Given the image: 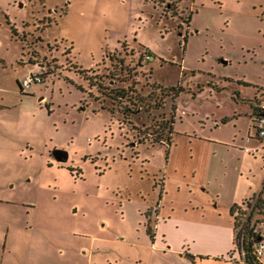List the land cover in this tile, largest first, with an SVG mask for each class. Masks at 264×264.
<instances>
[{
	"label": "rangeland",
	"instance_id": "rangeland-1",
	"mask_svg": "<svg viewBox=\"0 0 264 264\" xmlns=\"http://www.w3.org/2000/svg\"><path fill=\"white\" fill-rule=\"evenodd\" d=\"M253 102L264 0H0V264H190L148 230L163 178L176 206L203 174L223 198L251 185L243 210L264 183Z\"/></svg>",
	"mask_w": 264,
	"mask_h": 264
},
{
	"label": "crops",
	"instance_id": "crops-1",
	"mask_svg": "<svg viewBox=\"0 0 264 264\" xmlns=\"http://www.w3.org/2000/svg\"><path fill=\"white\" fill-rule=\"evenodd\" d=\"M205 90L203 87L199 93ZM181 93L182 91L176 98L175 114L181 104ZM192 95L196 97L197 93ZM250 107L253 122V105ZM237 113L235 110L233 116L237 117ZM226 116L229 115L223 114L222 120ZM172 131L173 142L175 132L174 129ZM195 172L193 170V176L196 175ZM205 183L208 184V174H203L202 178L191 184L187 203L176 206L173 200L167 199L169 192L166 190L165 177L163 178L155 207L157 220L153 229L154 243L164 251L179 252L188 258L190 264H256L246 260L240 249L241 245L236 243L235 215L232 212V206L251 197L250 189L254 194V188L251 185L238 186L235 194L223 198L220 190L205 186ZM263 186L264 183L260 191ZM258 234L264 235L261 231ZM260 261L264 263V255Z\"/></svg>",
	"mask_w": 264,
	"mask_h": 264
},
{
	"label": "trees",
	"instance_id": "trees-1",
	"mask_svg": "<svg viewBox=\"0 0 264 264\" xmlns=\"http://www.w3.org/2000/svg\"><path fill=\"white\" fill-rule=\"evenodd\" d=\"M155 1H157V0H155ZM191 19H192V12L189 14V16H188V22H190L191 21ZM82 68V70H84V71H87V70H90V69H87V68H83V67H81ZM84 77L85 78H87V79H89L90 80V84L92 83V77L91 76H88V75H84ZM172 89H174L175 90V92H174V94H173V96L175 97V99L177 98V96L179 95V93L184 89V87L182 86V85H174V86H172ZM193 94H196L195 92L193 93ZM252 105H253V114H254V117H256V116H260V115H263L264 114V106H261L260 104H258V103H252ZM176 100H175V102H174V105H173V110H174V114H175V110H176ZM228 119V116H226V117H224L223 118V121H226ZM171 129V128H170ZM257 134V133H256ZM160 140H162V139H159V141ZM171 140V139H170ZM155 141H158V139L156 140L155 139ZM154 141V142H155ZM170 144V143H169ZM263 193H264V186H263V189L260 191V193L259 194H257V195H254L255 197L257 196V207H258V209H259V212H261V213H264V195H263ZM244 200H246V199H244ZM243 200V201H244ZM244 203V202H243ZM247 203H249L248 201H245V204H247ZM242 209V207H241V205L240 204H234L233 206H232V212H233V214L235 215V228H236V230H237V228H238V225L240 224V222H241V220H242V217H243V213H244V211L243 210H241ZM251 217L252 216H250L249 218H248V220H247V224L251 221ZM263 220H264V218H263ZM149 232H151V234H152V236H153V239H154V234H153V229H152V227H149ZM249 234V236H247L248 237V239H246L244 242H245V246H246V248H247V250H248V253L246 254V260L247 261H249V262H252V263H256V264H264L262 261H260V259H258L253 253H252V248H253V244L255 243V242H257L258 241V239H259V237H261L262 236V234H258L257 232H255L254 231V229H252L251 231H249V233H247V235ZM237 238H239L238 237V234H237ZM237 243V242H236ZM239 243V242H238ZM190 255H192V254H190Z\"/></svg>",
	"mask_w": 264,
	"mask_h": 264
},
{
	"label": "built area",
	"instance_id": "built-area-1",
	"mask_svg": "<svg viewBox=\"0 0 264 264\" xmlns=\"http://www.w3.org/2000/svg\"><path fill=\"white\" fill-rule=\"evenodd\" d=\"M146 57L150 58L151 55L149 53H147ZM34 81L40 82V81H43V78L38 73L27 74L21 80V85L24 87V86L31 84ZM254 125L257 129V134H259L260 136H264V114L255 117ZM244 207L245 208H243V211H244L243 217H242L240 224L238 225L237 234H238L239 242H240L239 245H241L240 249H241L243 255L246 256L248 250L245 246L244 241L246 240V237H247V226H248L247 220L250 216H252L255 209H258V207H257V196L252 198L251 202L247 203ZM252 253L258 259L263 257V255H264V235L263 234L261 237H259L258 241L253 244Z\"/></svg>",
	"mask_w": 264,
	"mask_h": 264
},
{
	"label": "water",
	"instance_id": "water-1",
	"mask_svg": "<svg viewBox=\"0 0 264 264\" xmlns=\"http://www.w3.org/2000/svg\"><path fill=\"white\" fill-rule=\"evenodd\" d=\"M56 154L59 160H66L69 156V152L64 149H57Z\"/></svg>",
	"mask_w": 264,
	"mask_h": 264
}]
</instances>
